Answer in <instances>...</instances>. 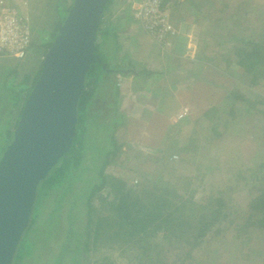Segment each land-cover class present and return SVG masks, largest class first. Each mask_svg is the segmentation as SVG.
Masks as SVG:
<instances>
[{
  "label": "rangeland",
  "instance_id": "374dc122",
  "mask_svg": "<svg viewBox=\"0 0 264 264\" xmlns=\"http://www.w3.org/2000/svg\"><path fill=\"white\" fill-rule=\"evenodd\" d=\"M16 1L20 3V12L28 20L33 43L28 50V56L23 59L0 57V105L6 94L13 90L18 79L35 77L48 48L45 50V46L49 45V39L56 36L55 27L63 23L69 9L63 0ZM181 1L169 7V10L173 7V10H180L177 11L178 18L184 19L183 24H175L177 28L187 26L186 22L190 19L196 22L185 54L195 52L194 55L207 60L199 63L201 69L198 74L201 80L198 78L197 82L201 81V88L198 98L206 104L210 97L213 102L216 96L222 94L219 97L223 101L221 99L213 105L214 110H210V106L202 109L200 118H197L199 121L193 124L194 127L190 126L187 136L169 141L170 157L154 162L150 159V153H143L144 150L140 151L135 145L133 147L125 143L123 138L126 134L121 129L118 130L122 121L117 106L113 114L110 103L112 96L103 97L104 95L99 94L101 97L95 98L92 104L94 106L88 111L90 121L98 125L91 126L87 122L77 128H83L85 143L91 149L89 151L87 148L81 163L84 173H81L80 177L84 181H67L58 188L59 184L55 185L51 180L52 168L45 178L50 179L49 184L43 183L45 179L38 184L29 224L20 235L12 264H75L71 253L75 246L79 250L76 235H85L84 198L94 182L93 178H96L101 156L112 150L113 140L116 142L117 151L114 158L109 159L104 174L123 180L125 190L139 193L138 196L143 201L146 191L151 192L156 186L164 185L172 186L176 195L196 203L203 202L208 195L215 196L218 190L222 193L228 204L227 220L211 229L201 245L193 251L192 264H264V233L259 235L247 224L249 202L264 192V102H260L261 99L264 100V76L258 72L255 81H250L242 68L236 64L235 55L236 49L241 48L243 44L264 41V0ZM122 5L117 3L113 10H109L110 19L122 14L126 8L125 4ZM197 10L201 14H195ZM187 17L190 19L185 22ZM140 31L136 29L135 36L144 37ZM174 42L169 49H163L152 40L153 44L164 51H172ZM144 45L145 47L141 40L140 46L149 50L151 44L144 42ZM128 48L121 47L119 54L129 55L130 47ZM111 49L109 44L103 50L98 49L101 59L106 63L118 58L113 55ZM37 57L41 58L40 61ZM209 68H212V74ZM215 74L218 86L223 89L219 91L218 88L219 95L214 94V88L208 83L209 79L214 80L211 75ZM146 82L147 79L145 85ZM105 84L106 90L111 91L108 79ZM223 91H226V94ZM209 92L211 93L208 94ZM234 92L242 94L249 100V104L235 102L232 99ZM184 109L186 108L176 114V119ZM6 111L5 109L0 112L1 125L5 124L7 119ZM111 119L114 121L110 122ZM1 128L0 157L6 143L1 134L4 130ZM11 140L12 135L8 139L9 143ZM178 144L181 149L173 151ZM173 155L176 159L172 158ZM94 160L96 162H93ZM92 166L94 171H90ZM73 175V180L79 177L76 173ZM100 196L110 200L107 188L100 192ZM108 207L110 206L97 207L96 217L104 218L109 213ZM93 228L94 225L91 232ZM160 241L157 240L158 243ZM161 244L164 242L161 241ZM135 248L133 244L122 245L116 238L102 241L94 240L91 236L88 240L87 255L82 251L76 257L81 264H134L140 252L135 251ZM175 254L176 251L171 250L169 260H172ZM180 261L179 259L177 263Z\"/></svg>",
  "mask_w": 264,
  "mask_h": 264
},
{
  "label": "trees",
  "instance_id": "16d2710c",
  "mask_svg": "<svg viewBox=\"0 0 264 264\" xmlns=\"http://www.w3.org/2000/svg\"><path fill=\"white\" fill-rule=\"evenodd\" d=\"M112 3L113 0H107L104 5L97 29L99 42L95 44L94 58L86 74L83 91L77 102L76 135L70 145L71 148L60 159L61 161L59 160V163L57 162L51 173V180L55 185L59 184L58 188L61 184L65 185L63 183L67 181H79L80 183L84 181L80 177V174L84 173V167L81 166V163L84 153L89 148L83 137L85 131H83V128H79V130L77 128L82 123L87 124V122L91 126L98 125L90 121L88 111L90 107L94 106L92 104L95 102V98L101 97L99 94L104 95L103 97H108V95L112 96L113 99L110 103L113 108V114H115L117 85L114 84V73H120L124 76L136 74L149 77L151 75L145 71L135 72L134 68H132L126 59L122 61L123 64L121 63L117 66L114 65L115 59H111L109 63L101 59L98 49L101 48L103 50L107 44L112 46V51H110L113 52V55H116V51L118 50L117 33L119 29L120 31H124V25L131 18L129 17V6L127 5L126 9L122 11L123 15L117 17L115 21L110 19L111 14L109 10L112 8ZM45 10H48V8H45ZM61 25H56V35ZM54 38L55 36L48 40L49 45L45 46V50L47 47H50ZM101 44L103 46H100ZM235 53L236 64L242 68V71L248 76L250 81H255L258 72L264 76V41L249 45L243 44L241 48L236 49ZM40 69L32 79L30 77L18 79L13 90L9 94H6L4 100L1 102L0 112L5 109L7 110L5 124H0L1 129L4 130L1 133L3 140H6L3 146L4 150L5 146L9 143L8 139L11 138L12 128L14 129L17 123L22 106L37 80ZM107 79L109 80V84H111V91L106 90L107 86L105 81ZM232 95V99L235 102L243 103L244 105L249 104V100L242 96V94L234 92ZM260 102L263 103L264 100L261 99ZM115 143V140H113L112 150L107 151L104 156H101L102 159L97 169L96 178H93L94 182L91 183L92 186L84 198L86 222L83 234L85 235L83 237L76 235L79 250L75 246L71 253L75 264L79 263L76 255L80 254V252L83 251L87 255L89 251L88 240L91 236L94 240L105 241L116 238L117 242L122 245H135V251L139 250L140 252L134 264H178L177 261L179 259L181 260L179 264H192L193 251L201 245L211 229L227 220L228 215L226 209L228 204L222 197V193L218 190L215 196L208 195L203 202L196 203L188 198L176 195L172 186L168 187V185H164L163 187L156 186L154 191H146V195L144 196L145 201H143L138 196L139 193L132 192V194L125 190L126 185L123 180L115 177H107L104 174V169L108 166L109 159L114 158L117 151V145ZM93 162L96 161L94 160ZM94 170L92 166L90 171ZM73 173L79 175L76 180L71 178L74 176ZM46 182L49 184L50 179H45L43 183L46 184ZM105 188L108 191L109 201L100 196V192ZM94 202H96V205H94ZM106 206H110L108 207L109 213L102 219L97 218V207L106 208ZM248 208L247 224L253 227L252 229L259 235L263 234L264 192L253 198L249 202ZM92 225H94V228L91 232ZM216 231L220 232L217 229ZM157 240H161L164 244H161V241L158 243ZM171 250H175L176 254L172 260H169L168 256Z\"/></svg>",
  "mask_w": 264,
  "mask_h": 264
},
{
  "label": "water",
  "instance_id": "95a60500",
  "mask_svg": "<svg viewBox=\"0 0 264 264\" xmlns=\"http://www.w3.org/2000/svg\"><path fill=\"white\" fill-rule=\"evenodd\" d=\"M107 0H72L0 157V264H11L36 189L69 151Z\"/></svg>",
  "mask_w": 264,
  "mask_h": 264
},
{
  "label": "crops",
  "instance_id": "0c3cea01",
  "mask_svg": "<svg viewBox=\"0 0 264 264\" xmlns=\"http://www.w3.org/2000/svg\"><path fill=\"white\" fill-rule=\"evenodd\" d=\"M71 1L72 0H63V3L65 6L67 4L68 7L71 6ZM181 2H183V0ZM117 3H119L117 0L113 1L111 6L112 10L114 6H117ZM119 4L122 5V3ZM124 4L127 6L126 3H123V5ZM193 7L197 9L195 5ZM177 11L179 12L180 10H169L170 20H172V24L178 31V35L174 40V47H172L174 50L172 49V51L160 49L152 43V38L146 36L141 31L140 33H143L142 35H144V37L139 38V36H135V30H140V28L135 24L132 18L124 25V31H120L119 29L117 33L118 50L115 56L118 58H115L114 65H120L122 61L126 59L132 68L137 67L134 68L135 72L139 73L145 71L151 74L149 78L136 75L135 72V75L128 76L121 75L120 73L114 75V82L115 85H117L116 106L122 121L118 130L121 129L122 132L126 134L123 138L125 143L133 147L135 145L140 151L141 149L144 150L143 153H150V159L154 160V162L159 161V159H168L170 157L168 153L170 150L169 141L175 138L183 139L184 136H187L190 126L196 121H199L197 118H200L199 115L202 109H206L210 106L209 109L211 110L212 107L222 99L219 97L222 94H218V88L219 91L223 89L221 88L222 86H218L217 75L215 74L211 75L214 80L209 79L208 83L211 88H214V94L217 93L216 95L219 96H216L213 102L210 97L208 102L206 100V104L199 100L198 92L201 88V81L197 82L199 78L198 73L201 69L199 63L206 62L207 60L204 61L201 56L194 55L193 53L195 52L190 55L185 54L190 37L192 36L191 32L194 31L196 22L195 20L192 22L191 19L187 17L185 18V22L190 19L189 22H186L187 26H178L177 28L175 25L176 23H179V25L184 23V19L180 20V18H178ZM194 13L201 14L198 10ZM120 15H123V13L115 16L112 20L115 21ZM129 17H131L130 14ZM225 17V19H227L228 14H226ZM225 22H227V20ZM120 33L123 35H120ZM141 40L144 47V42L151 44L148 47L149 50H144L143 47L140 46ZM127 46L130 47L128 52L129 55H120L118 52L119 49L121 47H123V49H129ZM193 48L195 50L194 45ZM27 56L28 53L26 57ZM40 59L41 58H38V61H40ZM209 61H211V59H209ZM138 66L142 68H138ZM212 68H209L211 70L210 74L213 72ZM230 69H233L232 66ZM146 79L147 82L145 85ZM199 80L201 79L199 78ZM223 92L226 94V91ZM210 93L211 92L208 94ZM183 108L188 110L187 113L182 119H176V114L182 111ZM212 110H214V108ZM179 146V144L178 146L176 145V148L174 147L172 150L181 149Z\"/></svg>",
  "mask_w": 264,
  "mask_h": 264
},
{
  "label": "built area",
  "instance_id": "2783aa9c",
  "mask_svg": "<svg viewBox=\"0 0 264 264\" xmlns=\"http://www.w3.org/2000/svg\"><path fill=\"white\" fill-rule=\"evenodd\" d=\"M126 3L132 20L161 48L169 49L178 35L170 20L169 7L179 0H117ZM16 0H0V57L22 59L31 46V31ZM187 113L184 109L177 119ZM176 159V156H172ZM136 183V181H134Z\"/></svg>",
  "mask_w": 264,
  "mask_h": 264
},
{
  "label": "flooded vegetation",
  "instance_id": "af4514ba",
  "mask_svg": "<svg viewBox=\"0 0 264 264\" xmlns=\"http://www.w3.org/2000/svg\"><path fill=\"white\" fill-rule=\"evenodd\" d=\"M14 256V255H13ZM11 264H12V261H11ZM78 264H81V262L79 261V263Z\"/></svg>",
  "mask_w": 264,
  "mask_h": 264
}]
</instances>
